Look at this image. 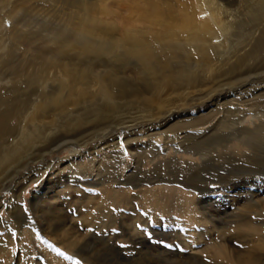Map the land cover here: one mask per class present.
I'll use <instances>...</instances> for the list:
<instances>
[{
  "label": "rangeland",
  "instance_id": "obj_1",
  "mask_svg": "<svg viewBox=\"0 0 264 264\" xmlns=\"http://www.w3.org/2000/svg\"><path fill=\"white\" fill-rule=\"evenodd\" d=\"M260 1L216 0L235 22L224 34L201 0H0V149L34 125L61 128L50 144L63 143L44 161L37 147L1 171L0 241L9 233L10 244L0 264H264V54L251 60L264 11L249 13ZM140 42L195 84L177 80L162 92L119 48ZM200 43L209 62L194 55ZM108 71L150 84L145 93L165 98L164 114L145 120L128 106L97 116L104 103L94 81ZM70 87L89 100L76 104ZM53 97L77 114L32 124L33 110ZM202 142L204 159L193 156ZM42 201L66 220L61 231H45Z\"/></svg>",
  "mask_w": 264,
  "mask_h": 264
},
{
  "label": "bare ground",
  "instance_id": "obj_2",
  "mask_svg": "<svg viewBox=\"0 0 264 264\" xmlns=\"http://www.w3.org/2000/svg\"><path fill=\"white\" fill-rule=\"evenodd\" d=\"M203 1V3L207 6V8L209 9L208 12L210 13V22L212 25L216 26L219 29V32L221 31L222 33L226 34L227 32H229L231 29H233V25L234 23L226 21L223 19L222 14L224 12V7H222L219 3H216V0H201ZM231 11V10H230ZM264 11V3H262V1H260L257 5L256 9H252L251 11H249V13L251 15H255L257 13H261ZM208 13V14H209ZM230 13V12H229ZM154 14V15H153ZM152 15L150 18L153 19H161V15H159L158 13H156V11L151 12ZM235 15V14H234ZM262 18V17H261ZM263 19V18H262ZM211 25H206L204 26L202 29H210ZM212 28V27H211ZM217 29V30H218ZM211 30V29H210ZM209 30V31H210ZM203 31V30H202ZM205 31V30H204ZM256 31H258L256 29ZM252 33L253 35V41L257 36V32ZM241 32V31H240ZM242 32H244L242 30ZM91 33H94V31H92ZM212 33V30L211 32ZM233 33V32H232ZM245 33V32H244ZM259 33V32H258ZM216 36V35H215ZM244 36V34L242 35ZM260 36V35H259ZM247 37V36H246ZM196 41H198L199 43V34H195L193 37ZM204 38V35L203 37ZM201 38V39H202ZM205 40V39H204ZM207 40V39H206ZM87 41V40H86ZM83 44L86 47H89L91 50L94 49H99V48H107V51L110 53L115 52L114 51V45H107V44H103V45H90L89 42H86ZM89 41V40H88ZM193 41V40H192ZM251 41V40H250ZM257 46L254 49L253 54L251 55V60L253 59H257L260 57V55L263 53L264 54V30L261 31V36L259 38V40H257ZM194 42V41H193ZM211 42V41H210ZM251 42V43H252ZM196 43V42H195ZM197 43V44H198ZM206 43V42H204ZM201 44V43H200ZM195 47V51H194V55H196V57L199 59V61L203 62H209V59L212 60V57H208L210 54L208 53L207 48L210 46H205L204 45H200ZM207 44V43H206ZM194 45V44H193ZM201 46V47H200ZM214 47V46H213ZM121 49V51L123 52V54L125 55H129L133 58H135L136 60H138V63L141 65V67L143 68V70L146 72V74L148 75H153L156 76L154 79L156 81V78L159 79L160 81V89H162L163 92V88L166 87L169 89L174 88L175 83L178 81H180L179 84H182L183 82H187V83H192L194 80H192L191 78L189 79V76L185 75L184 73H186L187 70H183L184 73L181 74H174L173 72H169L168 70L169 68V63L167 62V60L163 59L161 56H157L159 55L157 50L155 48H151L150 45L144 44V43H135L133 45L131 44H124L121 47H119ZM251 50V49H250ZM253 51V50H252ZM249 52V51H248ZM105 53V52H104ZM208 53V54H207ZM215 54V53H214ZM249 56V54H248ZM243 57V56H242ZM244 58V57H243ZM242 58V59H243ZM247 58V57H246ZM132 59V58H131ZM169 59V58H168ZM245 59V58H244ZM137 62V61H136ZM138 64V65H139ZM172 64V63H171ZM200 64V63H199ZM242 64V63H239ZM238 68V67H237ZM264 69V68H263ZM178 72V71H176ZM189 72V71H188ZM187 72V73H188ZM110 77L108 79H103L102 77H96V81H94L96 83V86L98 87L101 97L98 98V100L103 101L104 106H102L101 109H97V116H101L103 117L102 119H110L112 115H114L115 113L119 112V114L122 112L123 109L127 108L128 106H130L131 108H138L140 110H138L136 113H134L135 115H140L143 116L142 119L145 120H151L152 118L156 117L157 115H159V117L161 115L164 114V110L167 108V102L162 99L163 97L160 98H156V96L154 94H151L153 96L147 97L146 93L148 91V86H143L139 87L138 84H133L132 82H126V80H124L123 78H117L118 76H116L117 74L113 73V72H109ZM115 74V75H113ZM262 74V73H260ZM77 79V80H76ZM75 81L80 82L79 86L81 88H86L87 87V83L86 84V80L83 79V75H81L80 77L76 78ZM93 79V78H92ZM128 79V78H126ZM152 79V77H151ZM194 79V78H193ZM130 80V79H128ZM127 80V81H128ZM153 80V79H152ZM151 80V81H152ZM231 80V79H230ZM93 81V80H92ZM191 81V82H190ZM235 81V80H234ZM153 82V81H152ZM158 82V83H159ZM201 82V81H200ZM229 82V81H228ZM194 83V82H193ZM177 84V83H176ZM186 84V83H183ZM195 84V83H194ZM193 84V85H194ZM145 85V84H144ZM189 85V84H188ZM192 85V86H193ZM157 86V87H159ZM181 86V85H179ZM183 86V85H182ZM204 86V85H203ZM139 87V88H138ZM71 88V97H75L77 100L75 101L76 104H81V102H83L84 100H89L88 98H86L85 96L87 95V91H83V90H78L79 87H70ZM69 88V89H70ZM152 89V87H150ZM193 88V87H192ZM200 88V87H199ZM198 88V89H199ZM204 88V87H203ZM160 89H158V92H160ZM197 89V88H195ZM202 89V87H201ZM206 89V88H205ZM61 91V90H60ZM200 91V90H199ZM198 91V92H199ZM203 91V90H202ZM152 92V90L150 91ZM61 93V92H60ZM148 93V92H147ZM170 93V92H169ZM174 93V92H171ZM170 93V94H171ZM208 93V92H207ZM94 94V92H93ZM156 94V93H155ZM214 94V93H213ZM66 95V94H65ZM68 95V94H67ZM150 95V94H149ZM212 95V94H211ZM61 96V95H60ZM161 96V95H160ZM63 97V96H62ZM158 97V96H157ZM81 98V100H80ZM92 98H94L92 96ZM172 99V98H170ZM199 99V98H198ZM181 100V99H180ZM179 100V101H180ZM170 101V100H169ZM90 102V101H89ZM172 102V101H171ZM177 102V101H176ZM88 103V102H87ZM86 104V103H85ZM90 104V103H89ZM68 100L66 101L65 99L59 98V97H53V98H48L46 99L44 102L41 103V105L39 104L38 107L36 109L33 110L32 113V124H35V120L36 118H38V116H41L40 118H48V116L50 115H54L55 119L56 116H59L63 114V116L66 115L69 117L70 114H73L76 112H72V113H68L67 112V107H68ZM71 105V104H70ZM83 106V105H82ZM108 108L107 110L106 107ZM90 107V106H89ZM105 107V109H103ZM129 107V108H130ZM173 107V106H172ZM76 108V106H75ZM128 108V109H129ZM174 108V107H173ZM76 110V109H74ZM73 110V111H74ZM78 110H80V108L78 107ZM171 110V109H170ZM169 110V111H170ZM77 111V110H76ZM130 110H128L129 112ZM52 112V113H51ZM82 112V111H81ZM135 112V111H134ZM54 113V114H53ZM131 113V112H130ZM166 113V112H165ZM77 114V113H76ZM56 115V116H55ZM78 115L80 116V114L78 113ZM123 115V114H122ZM62 116V117H63ZM71 116V115H70ZM117 116V115H116ZM121 116V115H120ZM131 116V115H129ZM72 117V116H71ZM78 117V116H77ZM58 118V117H57ZM117 118V117H116ZM130 118V117H129ZM54 119V120H55ZM42 120H46V119H42ZM53 120L52 123H55V121ZM64 120V119H63ZM69 120V119H68ZM77 120V119H76ZM92 120V119H91ZM202 120V119H201ZM122 121V120H121ZM65 125V124H64ZM124 123L119 124V126H123L124 127ZM77 126V125H76ZM75 127V126H73ZM58 131L55 128H42V126H37L34 125L33 128H25L23 129L22 133L19 135L20 137L15 140L14 146L12 147H2V149H0V180L1 177H3V175H1V171L5 168L8 169L11 164H15L19 159L23 158V156L29 154L30 152H32L35 149H38L37 147H41V158L40 160L44 161L46 159L47 156H53L56 152H58L59 150H61L63 147L61 146V144L63 143H56V144H50V142L52 143L51 139H54L55 137H57V134L61 132V128H57ZM69 128H63V130H68ZM189 129V128H187ZM181 132V131H180ZM13 135V134H12ZM15 136V134H14ZM73 136V135H71ZM77 136V135H76ZM75 136V137H76ZM5 137V136H4ZM2 137V138H4ZM69 137V136H68ZM74 137V136H73ZM72 137V138H73ZM13 138V137H12ZM11 138V139H12ZM70 138V137H69ZM180 138V137H178ZM95 139V138H94ZM176 139V138H175ZM10 140V139H9ZM14 140V139H13ZM195 141V140H194ZM6 142V141H4ZM3 142V143H4ZM12 143V141H10ZM49 142V143H48ZM206 142V141H205ZM10 143V144H11ZM67 143V142H66ZM79 143V142H78ZM204 142H202L201 144H199L200 146V150L198 151H203L201 153L196 152L195 154H193V156H199L201 157V159L206 158V147L207 144H203ZM252 143V142H251ZM7 144V143H6ZM9 144V145H10ZM71 144V143H70ZM211 144V143H210ZM8 145V144H7ZM72 145V144H71ZM79 145V144H78ZM84 144H81V146H83ZM197 146V144H196ZM211 146V145H210ZM257 146V145H256ZM73 147V146H72ZM44 148V149H43ZM194 148V147H193ZM80 149V148H79ZM196 149V148H195ZM40 150V148L38 149ZM71 150V149H70ZM197 150V149H196ZM213 150V149H211ZM73 151V150H72ZM195 152V151H194ZM75 154V153H74ZM189 155V154H188ZM30 158V157H27ZM24 159V158H23ZM31 159V158H30ZM32 161V160H31ZM261 161V160H260ZM33 162V161H32ZM197 164V163H196ZM12 165V166H13ZM11 166V167H12ZM193 166V164H192ZM202 166V165H201ZM10 167V169H11ZM14 168V167H13ZM243 170V169H242ZM21 171V170H20ZM28 177V176H27ZM229 177V176H228ZM5 179V178H4ZM2 182V181H1ZM205 182V181H204ZM22 184V183H21ZM4 184H2L0 186V191L3 189L1 187H3ZM24 185V184H23ZM8 188V187H7ZM6 189V188H5ZM20 192V191H18ZM16 193V192H15ZM14 193V194H15ZM23 193V192H22ZM17 194V193H16ZM19 195V194H17ZM22 199V198H21ZM19 201V199H18ZM35 202H37V199H34ZM43 203L40 204L41 209L39 210V212H37L38 215V219H40V222L42 224V226L44 227L45 231L47 232H57V231H61L65 226V219H63L62 217H60L59 211L56 210V208L54 209V207H56V205L53 202L50 201H42ZM18 207V206H17ZM36 208V207H35ZM12 209H15V206L10 207V211H12ZM11 213V212H10ZM24 217V216H23ZM35 217V216H34ZM1 219V218H0ZM21 220V219H20ZM240 227V226H239ZM63 232V231H62ZM5 235V234H4ZM59 235V234H58ZM62 235V234H60ZM8 236H10L9 233H7L5 236H3L4 238H2L3 240L0 241V253L3 252L5 253L8 250ZM252 236V234H251ZM2 237V236H1ZM53 238V236H52ZM81 241V239H80ZM76 247V246H75ZM10 249V247H9ZM17 250V249H16ZM73 250V249H72ZM90 250V249H89ZM102 253H104V251H100L98 254L102 255ZM260 253V252H259ZM263 253V252H262ZM8 254V251H7ZM106 254V253H105ZM248 254V253H247ZM253 254V253H252ZM255 254V253H254ZM230 255V254H228ZM227 255V256H228ZM246 255V254H245ZM264 255V253L262 254ZM261 255V256H262ZM224 256V255H222ZM236 256V255H234ZM242 256V254H241ZM260 256V257H261ZM239 257V256H238ZM258 257V256H257ZM259 257V259H260ZM234 258V257H233ZM244 258V256L241 257ZM247 258V257H246ZM254 258V257H253ZM256 258V257H255ZM262 258V257H261ZM240 259V258H239ZM238 259V260H239ZM252 259V258H251ZM257 259V258H256ZM263 259V258H262ZM246 260V259H245ZM258 260V259H257ZM246 262V261H245ZM244 262V263H245ZM239 263V262H238ZM242 263V262H241ZM242 263V264H244ZM247 263H251L250 261H248ZM263 263V262H262ZM240 264V263H239Z\"/></svg>",
  "mask_w": 264,
  "mask_h": 264
},
{
  "label": "snow or ice",
  "instance_id": "obj_3",
  "mask_svg": "<svg viewBox=\"0 0 264 264\" xmlns=\"http://www.w3.org/2000/svg\"><path fill=\"white\" fill-rule=\"evenodd\" d=\"M56 251L59 252V249H56ZM60 255H64V253H60ZM67 258L70 259V260L72 259V257H70V256L67 257ZM76 264H80V262L79 261H76Z\"/></svg>",
  "mask_w": 264,
  "mask_h": 264
}]
</instances>
